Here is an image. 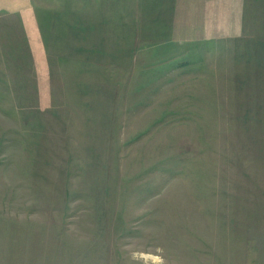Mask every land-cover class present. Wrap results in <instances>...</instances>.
<instances>
[{
  "label": "rangeland",
  "instance_id": "obj_1",
  "mask_svg": "<svg viewBox=\"0 0 264 264\" xmlns=\"http://www.w3.org/2000/svg\"><path fill=\"white\" fill-rule=\"evenodd\" d=\"M0 264H264V0H0Z\"/></svg>",
  "mask_w": 264,
  "mask_h": 264
}]
</instances>
